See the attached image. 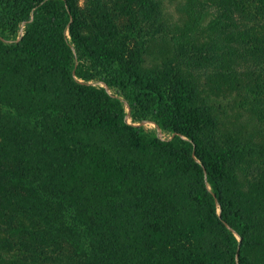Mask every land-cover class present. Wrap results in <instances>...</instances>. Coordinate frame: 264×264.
<instances>
[{
	"label": "trees",
	"instance_id": "trees-1",
	"mask_svg": "<svg viewBox=\"0 0 264 264\" xmlns=\"http://www.w3.org/2000/svg\"><path fill=\"white\" fill-rule=\"evenodd\" d=\"M157 39L172 55L145 69ZM224 90L264 92V0H0V233L26 264H215L219 243L251 264L264 138L222 131Z\"/></svg>",
	"mask_w": 264,
	"mask_h": 264
},
{
	"label": "rangeland",
	"instance_id": "rangeland-1",
	"mask_svg": "<svg viewBox=\"0 0 264 264\" xmlns=\"http://www.w3.org/2000/svg\"><path fill=\"white\" fill-rule=\"evenodd\" d=\"M87 0H79L81 6H85ZM178 3L171 2L169 5V14L172 16V20L182 19V13L179 11ZM181 21V20H180ZM24 24H20L14 32L5 31L3 33L4 42L18 41L23 33ZM67 38H69V35ZM172 55V44L167 39H157L153 40L147 49V54L144 55V68L150 70L154 66L158 65L162 60L170 58ZM110 71L115 74H118L120 77V71L118 66L114 64L112 67H109ZM89 83L99 85L100 87L107 88L102 82L99 81H90ZM110 94H113L111 90L106 89ZM229 92V93H228ZM224 96L222 103H218V98L213 94V101H215L214 106H216L221 112L223 111L222 118V131L226 134L233 132L242 137H249L255 142L264 138V92L259 91H250L249 93L240 92V90H224L220 92ZM235 93H239V97L236 99L232 96ZM235 96V95H234ZM127 110V120L134 127H141L143 132L147 135L156 136L160 139H171L172 134L169 131L163 130L159 125L154 121H145L141 123H134L132 120L130 109L125 104ZM240 186L242 184H247L248 181L246 178L238 179ZM236 186L234 183H229L227 185V190L230 194V188ZM230 187V188H228ZM238 187V188H239ZM244 197H252L251 202H246L244 206V212L247 214L254 215L256 219L254 223L257 225V229L251 233V239L257 244H251L249 248L243 250V255L247 257L251 264H264V246H261V243H264V218L258 216L257 205L259 201L264 198V188L257 189L253 186L248 187L247 192ZM218 207V205H216ZM216 213H219L217 209ZM256 213V214H255ZM258 217V218H257ZM13 242L21 243V240L18 236H9L8 233H0V264H26L28 256L23 252V246L13 245ZM196 250V251H195ZM195 257L203 258L207 254H211L213 250L207 249L203 241L195 240ZM215 264H230L229 257L225 254L224 247L219 243L216 247ZM212 258V257H210ZM28 261V260H27Z\"/></svg>",
	"mask_w": 264,
	"mask_h": 264
}]
</instances>
